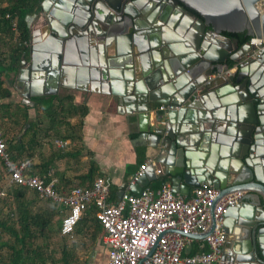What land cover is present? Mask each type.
Listing matches in <instances>:
<instances>
[{"label": "water", "instance_id": "95a60500", "mask_svg": "<svg viewBox=\"0 0 264 264\" xmlns=\"http://www.w3.org/2000/svg\"><path fill=\"white\" fill-rule=\"evenodd\" d=\"M172 1L184 13L177 23L157 11L145 21L112 0H40L39 12L25 16L28 52L13 86L29 106L67 80L123 106L174 193L202 183L218 191L210 228L191 238L212 231L220 196L245 191L223 214L234 241L223 258L264 264V48L253 58V45L223 33L264 39V0ZM228 61L238 63L233 74L210 76ZM158 104L178 108L159 113ZM153 161L129 183L132 193L156 178Z\"/></svg>", "mask_w": 264, "mask_h": 264}, {"label": "built area", "instance_id": "2783aa9c", "mask_svg": "<svg viewBox=\"0 0 264 264\" xmlns=\"http://www.w3.org/2000/svg\"><path fill=\"white\" fill-rule=\"evenodd\" d=\"M12 29L16 31L15 22ZM248 42L256 48L252 57H258V52L264 48V39L252 36ZM237 69L238 63L224 64L210 76H229ZM175 108L178 106L158 104L155 110L163 113ZM58 143L66 145V141ZM7 148L6 137L0 129V159L7 169V184L28 187L41 197L63 203L68 210L61 219L62 234L72 235L83 211L90 204L96 207V218L108 245V264H228L223 258L227 237L223 214L242 201V190L217 199L213 207L214 227L201 238L205 246L197 252L186 253L187 246L195 239L188 234L210 228L211 207L218 195L212 185L202 183L186 197L174 193L168 183H163L156 191L147 187L139 193H124L112 202L110 181L97 176L89 186L77 185L61 193L43 177L28 171L29 159L12 160ZM149 162L146 160L139 166L130 183L138 179ZM155 171L161 174L162 168Z\"/></svg>", "mask_w": 264, "mask_h": 264}, {"label": "crops", "instance_id": "0c3cea01", "mask_svg": "<svg viewBox=\"0 0 264 264\" xmlns=\"http://www.w3.org/2000/svg\"><path fill=\"white\" fill-rule=\"evenodd\" d=\"M3 37L0 34V55L4 56L9 51L11 41ZM232 52L234 48L231 49L230 53ZM1 70H4L2 66H0ZM2 77L4 86L11 91L7 102L13 103L12 108L15 104L22 106V96L13 86V71L2 72ZM71 83L72 80H67L65 85L59 87L57 95L59 97L71 95L72 104L76 107L75 111L79 113L63 118V122L56 127L55 132V128H48V119L43 109L30 106L28 116L36 123L35 135L31 156L21 159H29L28 171L43 177L46 183H51L61 193L77 185H89L97 176L106 177L111 184L109 199L115 202L121 194L132 193L129 186L132 175L138 171L143 162L153 161L154 150L150 148L146 150L144 145L146 141L140 138L137 124L131 121L123 106L118 108L99 90L91 91L86 89L88 86H79L77 82H74V85ZM81 110L85 111L83 115ZM152 116H154L153 112ZM14 119L21 121V113H18ZM1 122L14 125L17 138L24 134L25 128L20 129V126L13 124L7 115L2 117ZM59 141H66V145L61 146ZM153 162L155 169L162 168V173L157 174L155 171L156 178L152 179L147 187L156 191L163 183L170 185V179L169 175L164 173L163 165ZM148 164L144 170L148 168ZM5 175L7 177V169ZM3 183L5 187L10 186L7 184V178ZM192 191L193 189L186 197L190 196ZM57 206L61 213V221L68 208L63 203H58ZM82 217L72 235L58 236L65 239L72 264H108V245L103 237V228L98 220L86 214V210L83 211ZM204 246L201 238H195L185 252L194 253ZM226 249L225 243L224 251Z\"/></svg>", "mask_w": 264, "mask_h": 264}, {"label": "trees", "instance_id": "16d2710c", "mask_svg": "<svg viewBox=\"0 0 264 264\" xmlns=\"http://www.w3.org/2000/svg\"><path fill=\"white\" fill-rule=\"evenodd\" d=\"M39 3L40 0H0V34L4 36L3 38L7 37L11 41L8 53L4 56L0 55V66L4 69L0 71V126H2V117L7 115L13 124L20 126V129L25 128L24 134L20 138L13 135L7 143V150L14 161L31 156L36 123L28 116V109L31 108L29 105L15 104L12 108L13 103L7 102L11 91L4 86L2 72L13 71L19 64L21 55L27 54L26 43L30 39V31L25 16L36 12ZM13 22L16 23V31L12 29ZM223 33L229 37H236L239 45L248 42L251 38L245 32ZM231 63L228 61L229 65ZM32 99L35 101L36 108L43 109L45 117L48 119V128H55V132L57 131L56 127L63 122V118L79 113L75 111L76 107L72 104L71 95L63 97L58 95L36 96ZM18 113L22 115L21 121L14 119ZM81 113L83 115L85 111L81 110ZM48 128L45 130L47 131ZM23 137L24 140H22ZM0 164L1 180L2 172H6V168L1 159ZM2 186L3 183L0 184V191H4V195H0V200L7 195L11 196V201H7V212L3 211V207L0 205V235L7 234L11 240L0 239V249L7 248L6 253L0 255V264H72L65 239L59 237L57 243L50 242L55 234H62L58 203L41 197L34 190L22 185ZM40 201L41 204H38ZM85 210L86 214L97 220L94 205L91 204ZM54 221H56V225ZM56 247L59 248V256L55 255Z\"/></svg>", "mask_w": 264, "mask_h": 264}, {"label": "flooded vegetation", "instance_id": "af4514ba", "mask_svg": "<svg viewBox=\"0 0 264 264\" xmlns=\"http://www.w3.org/2000/svg\"><path fill=\"white\" fill-rule=\"evenodd\" d=\"M101 1V0H100ZM113 2H119L120 8L117 9L119 11L128 9L131 12H135L138 16H142L140 18L144 19L146 21V18L143 17L145 14H152L155 11H157L158 14L167 16L168 18H173V22L177 23V20L184 14L183 11L180 10L178 4L173 2L172 0H112ZM103 2V1H102ZM181 5V4H180ZM101 10L102 6H98ZM36 12H39V8L36 10ZM116 13V11H114ZM35 13V12H34ZM116 15V14H115ZM35 20V19H34ZM166 24V23H165ZM177 25V24H174ZM146 26V25H145ZM150 26V25H149ZM163 25L157 26L160 30H162L161 27ZM245 191H243L244 195ZM227 237H226V245L227 249L224 251V253H228L232 249L233 244V235L229 233V231L226 229Z\"/></svg>", "mask_w": 264, "mask_h": 264}, {"label": "rangeland", "instance_id": "374dc122", "mask_svg": "<svg viewBox=\"0 0 264 264\" xmlns=\"http://www.w3.org/2000/svg\"><path fill=\"white\" fill-rule=\"evenodd\" d=\"M0 129L3 131L4 133V136L6 137V140H7V143L9 141V139L15 135L16 133V128L14 127V125H11V124H5V123H2V126H0ZM1 165V164H0ZM6 175H5V172H2V176H1V180H0V184L3 183V182H6ZM4 184V183H3ZM2 187H5V186H2ZM4 195L3 194V191L0 193V195ZM7 201H11V196H5L4 199L2 198V200H0V205L3 207V211L7 212ZM38 204H41V201L38 203ZM54 224L56 225V221H54ZM58 236L60 235H54L53 238L50 239V242L54 241V242H58L59 241V238ZM0 239H3V240H11V238H8V235L7 234H2L0 235ZM58 239V240H57ZM7 251V248L6 247H3L0 249V255H4ZM55 255H59V250H58V247H56V252H55Z\"/></svg>", "mask_w": 264, "mask_h": 264}]
</instances>
